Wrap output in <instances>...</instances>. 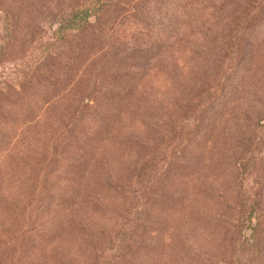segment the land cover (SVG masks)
I'll use <instances>...</instances> for the list:
<instances>
[{
    "label": "trees",
    "instance_id": "trees-1",
    "mask_svg": "<svg viewBox=\"0 0 264 264\" xmlns=\"http://www.w3.org/2000/svg\"><path fill=\"white\" fill-rule=\"evenodd\" d=\"M5 59L0 264H264V0H0Z\"/></svg>",
    "mask_w": 264,
    "mask_h": 264
},
{
    "label": "rangeland",
    "instance_id": "rangeland-1",
    "mask_svg": "<svg viewBox=\"0 0 264 264\" xmlns=\"http://www.w3.org/2000/svg\"><path fill=\"white\" fill-rule=\"evenodd\" d=\"M70 1H74V0H70ZM38 34V33H37ZM37 42V41H36ZM35 41L33 42V49H35L36 47V43ZM34 52V50H32V53ZM19 60H9V59H5V60H0V85L4 82H13L14 78H15V71L17 70V63ZM217 245V244H216ZM220 251V249H217L215 253H218Z\"/></svg>",
    "mask_w": 264,
    "mask_h": 264
}]
</instances>
